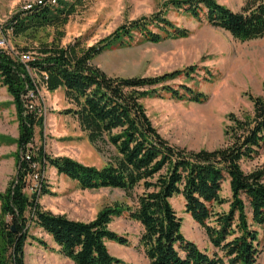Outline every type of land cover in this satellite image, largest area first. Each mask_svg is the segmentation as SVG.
Listing matches in <instances>:
<instances>
[{"label":"trees","instance_id":"16d2710c","mask_svg":"<svg viewBox=\"0 0 264 264\" xmlns=\"http://www.w3.org/2000/svg\"><path fill=\"white\" fill-rule=\"evenodd\" d=\"M59 0L57 6H34L12 15L1 29L14 37L32 36L47 28L56 30L50 43L40 41L37 56L22 62L20 56L0 47V83L13 100L19 121L18 171L14 181L0 193V264H25L28 241L43 248L48 244L30 234L32 227L51 239L56 252L73 264H127L109 253L106 243L129 246L125 236L109 229L116 217L127 215L139 224L138 247L150 264H257L260 238H264V165L244 173L241 163L253 161L264 150V86L261 96H250L252 113L242 119L230 116L228 144L208 151H188L170 145L153 126L141 100L158 90L178 96L164 85L181 71L156 77L108 76L92 61L116 44L124 46L134 34L157 43L166 37H184L163 13L153 14L120 27L110 37L83 47L76 40L60 45L63 27L71 14ZM59 6V7H58ZM166 8L183 10L194 19L203 15L208 24L244 42L264 37V0H247L234 12L215 0H172ZM155 29L157 32H154ZM188 69L185 74H190ZM38 79H34L31 75ZM161 86V89L158 88ZM64 91L70 107L62 113L73 118L88 141L113 148L115 155L103 167L85 166L68 157H51L29 145L34 129L43 124L35 102L39 88ZM194 101L206 98L193 94ZM31 95V96H30ZM54 168L83 190L116 189L132 204L104 207L88 222L44 210L38 203L50 194L43 173ZM36 175L37 189L28 195V178ZM228 182L230 198L221 196ZM181 197L184 212L203 229L212 254L201 251L182 234V220L171 205ZM227 204L226 211L216 208Z\"/></svg>","mask_w":264,"mask_h":264},{"label":"rangeland","instance_id":"374dc122","mask_svg":"<svg viewBox=\"0 0 264 264\" xmlns=\"http://www.w3.org/2000/svg\"><path fill=\"white\" fill-rule=\"evenodd\" d=\"M38 0H0V40L10 53L20 54L30 48L29 58L37 56L34 51L40 41L50 43L56 30L47 28L36 37H14L10 32L4 36L1 29L7 20L25 5ZM59 8L72 12L67 23L59 28L63 36L60 45L65 46L78 40L83 47L95 45L110 37L120 27L143 17L163 13L176 29L186 31L184 37H166L160 33L161 40L152 43L134 34L126 44L114 45L97 56L92 64L108 76L122 78L156 77L165 73L181 71V75L164 86L178 93L158 90L154 96L146 97L141 103L158 133L172 146L188 151H212L228 144L227 130L231 126L230 116L242 119L252 113L250 96H261L264 86V37L238 41L227 32L208 24L200 15L194 19L183 10L166 8L172 0H61ZM217 3L238 12L247 0H215ZM154 32H157L153 29ZM188 69L190 73L185 74ZM34 79L35 75L31 73ZM158 88L161 89V86ZM198 93L206 99L194 101L189 92ZM43 118V124L34 129L30 146L35 152L39 147L51 157H68L85 166L103 167L115 155L112 147L88 141L78 123L62 112L70 107L65 100L64 91L49 92L39 88L35 102ZM19 121L12 98L0 83V193L4 192L18 171ZM264 165V150L253 161L241 163L244 173L260 169ZM50 194L38 198L44 210L53 214L65 215L69 219L83 222L91 221L104 207L115 203L132 204L125 194L116 189H81L76 182L57 174L54 168L46 167L43 173ZM36 175L28 178L30 193L37 189ZM264 183V179H263ZM221 196L229 199L228 182L222 185ZM171 205L182 220V234L201 251L213 253L203 229L184 212L181 197L171 199ZM227 204L216 208L226 211ZM109 229L125 236L129 246L106 243L109 253L127 264H150L138 247L141 228L127 215L116 217ZM30 234L42 238L48 248L28 241L24 248L25 264H73L56 252L51 239L34 227ZM257 264H264V238H260Z\"/></svg>","mask_w":264,"mask_h":264},{"label":"built area","instance_id":"2783aa9c","mask_svg":"<svg viewBox=\"0 0 264 264\" xmlns=\"http://www.w3.org/2000/svg\"><path fill=\"white\" fill-rule=\"evenodd\" d=\"M58 1L59 0H38V1L34 2V3H32V4L25 5L22 8V11H28V10L32 9L34 6H44V5H46V6L55 7V6H57ZM4 45H5V41L4 40H0V46L2 47ZM20 58H21L22 62H27V61L30 60L28 54H22L20 56Z\"/></svg>","mask_w":264,"mask_h":264}]
</instances>
